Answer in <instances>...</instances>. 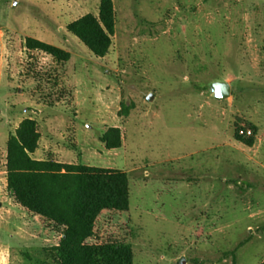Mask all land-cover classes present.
<instances>
[{
    "label": "rangeland",
    "instance_id": "374dc122",
    "mask_svg": "<svg viewBox=\"0 0 264 264\" xmlns=\"http://www.w3.org/2000/svg\"><path fill=\"white\" fill-rule=\"evenodd\" d=\"M113 1L116 32L98 57L67 26L98 14L100 0H0V135L31 116L54 155L73 150L79 163L111 159L125 170L129 210L103 213L96 239L131 243L135 264H233L227 254L242 241L236 264H259L264 0ZM28 37L71 57L29 49ZM216 80L231 83L230 97L215 98ZM249 123L257 127L253 145L235 138ZM112 126L120 127L122 145L108 149L101 137ZM4 154L0 143L1 161ZM196 172L203 173L199 186ZM18 214L3 203L1 241L23 244ZM41 226L35 234L43 250L15 249L0 264H52L62 228Z\"/></svg>",
    "mask_w": 264,
    "mask_h": 264
},
{
    "label": "trees",
    "instance_id": "16d2710c",
    "mask_svg": "<svg viewBox=\"0 0 264 264\" xmlns=\"http://www.w3.org/2000/svg\"><path fill=\"white\" fill-rule=\"evenodd\" d=\"M94 55L108 54L116 32L113 0H100L98 14L87 13L67 26ZM29 49L44 51L58 61H68L71 53L43 40L28 37ZM126 108V107H125ZM257 131V127L248 124ZM235 138L253 145L255 137ZM41 133L38 122L25 117L7 141V188L22 206L62 228L58 244L50 248L52 264H135L133 246L122 241H98L99 217L107 211H127L130 207L128 173L120 168H105L83 163H64L33 156ZM108 149L122 145V133L112 126L101 137ZM229 251L236 264V251ZM28 260L31 254L25 252ZM264 264V259L259 263Z\"/></svg>",
    "mask_w": 264,
    "mask_h": 264
},
{
    "label": "crops",
    "instance_id": "0c3cea01",
    "mask_svg": "<svg viewBox=\"0 0 264 264\" xmlns=\"http://www.w3.org/2000/svg\"><path fill=\"white\" fill-rule=\"evenodd\" d=\"M10 130L8 131V134L5 136L3 134L2 136L0 135V143L4 144V159L1 161L0 159V194L5 193L7 196H1L0 197V208L3 206V203L6 201L12 202L16 208L19 210V217L23 220L24 228L22 232L20 233V243L23 242V244H11L7 242H3L0 239V260L3 262L7 261L6 257H3L5 253L10 254L11 251H15V249L22 250L23 248H31V251L34 250H43V244H41V238L35 234V232L39 228H43L42 223L45 222L46 220L41 217L40 215H35L32 212H30L28 209H26L24 206H22L17 200L15 199L13 193L8 190L7 188V169H6V163H7V141L10 136ZM42 137H40V142L39 146L34 152L33 156L37 159H47L48 157H51L54 160L64 162V163H79L78 157L75 156V154H72L73 150H69L70 152L65 154L64 157H59L57 155H54L55 152L57 151V148L55 147L54 143L52 144L50 141L46 145L41 144ZM100 160H103L100 157ZM111 160V159H110ZM108 160L106 165H99L100 167H105V168H116L113 166L112 162ZM106 161V159H105ZM90 165V164H87ZM95 166V165H92ZM199 167V166H198ZM4 174V175H2ZM203 174V173H202ZM201 172H196V180L198 183H196L197 186H199V180L203 178V175ZM6 190V192H5ZM207 205H209V202H206ZM34 220H37L35 222ZM46 223H50L46 221ZM40 224V225H39ZM46 226V225H45ZM41 228V229H42ZM50 228H46V232H49ZM62 233H60L59 237L61 238ZM46 240V238H42V241ZM60 240V239H59ZM27 241V242H26ZM26 242V243H25ZM59 242V241H58ZM58 242L56 244H58ZM4 243V244H3ZM55 244V245H56ZM5 264V263H4Z\"/></svg>",
    "mask_w": 264,
    "mask_h": 264
},
{
    "label": "water",
    "instance_id": "95a60500",
    "mask_svg": "<svg viewBox=\"0 0 264 264\" xmlns=\"http://www.w3.org/2000/svg\"><path fill=\"white\" fill-rule=\"evenodd\" d=\"M210 90L212 91L215 98L219 100L226 99L232 94V86L231 83L226 80H216L210 84ZM153 95H149L150 99Z\"/></svg>",
    "mask_w": 264,
    "mask_h": 264
},
{
    "label": "built area",
    "instance_id": "2783aa9c",
    "mask_svg": "<svg viewBox=\"0 0 264 264\" xmlns=\"http://www.w3.org/2000/svg\"><path fill=\"white\" fill-rule=\"evenodd\" d=\"M239 135L243 136V137H252V136H255V131L253 128L251 127H248V126H243L239 129L238 131ZM1 252V251H0ZM9 254L8 253H5L3 255V257H7Z\"/></svg>",
    "mask_w": 264,
    "mask_h": 264
}]
</instances>
